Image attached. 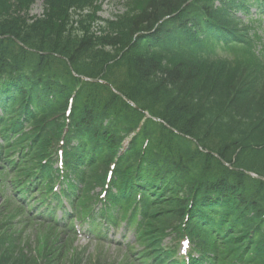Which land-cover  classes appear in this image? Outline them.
Masks as SVG:
<instances>
[{
  "label": "trees",
  "instance_id": "16d2710c",
  "mask_svg": "<svg viewBox=\"0 0 264 264\" xmlns=\"http://www.w3.org/2000/svg\"><path fill=\"white\" fill-rule=\"evenodd\" d=\"M184 0H149L150 12L140 15L133 20V24L129 25L130 30L134 26L145 25L148 18L156 20L160 14L171 13L177 9V6ZM6 3L0 0V32L9 33L19 37L15 32L11 21L13 17L8 14L15 13L19 16L22 10L5 9ZM159 8V12H158ZM159 14V15H158ZM59 10L54 8L52 16L46 17L40 21L38 28L26 29L28 34L34 35L40 45L50 44L42 39L53 40L57 33L54 31L61 21ZM14 16V17H15ZM48 23H53V27ZM13 24V25H12ZM19 26V23H16ZM24 26V24L22 25ZM41 39V40H40ZM79 53H81L79 51ZM100 57H105L100 54ZM134 65L129 66V74L131 85L125 86V91L128 95L134 96L138 100L145 101L155 114L165 117L175 126L187 132L192 137L196 138L200 144L206 147L212 145L217 146L219 152L227 162H230L235 156L236 165L245 169L260 170L261 164H264V148L255 153V150L242 149L243 146H249L247 134L259 140V144H263L261 124H258L262 119L263 108L260 101H253L249 112L245 111L244 106L241 107L243 114L238 113L234 108L237 107L236 102H228L231 110L228 114H223V101H228V96L234 93L233 85L225 87L223 85V74L217 75L213 70L208 74V79L205 77L203 82L199 80V85L195 87L197 78L192 75V71L184 68L179 64H171L170 66H162L157 59L149 58L148 60L133 57ZM192 68V67H191ZM212 91V92H211ZM209 92L212 93L213 99ZM115 103V102H113ZM145 106V104H142ZM115 108H121L120 105H114ZM238 118H246L252 122V127L245 126V131H238L241 122ZM240 129V128H239ZM237 137V138H235ZM201 138V139H200ZM262 139V140H261ZM215 141H220L219 143ZM159 150L164 151L165 146L159 139ZM264 172V167H261ZM246 176L240 173L224 172L219 175V179L215 188L226 196L236 195L241 193L243 197L250 196V186L245 185ZM240 189V190H239Z\"/></svg>",
  "mask_w": 264,
  "mask_h": 264
},
{
  "label": "rangeland",
  "instance_id": "374dc122",
  "mask_svg": "<svg viewBox=\"0 0 264 264\" xmlns=\"http://www.w3.org/2000/svg\"><path fill=\"white\" fill-rule=\"evenodd\" d=\"M41 13H42L41 0H37L35 5H33L31 8L30 15L40 16Z\"/></svg>",
  "mask_w": 264,
  "mask_h": 264
}]
</instances>
